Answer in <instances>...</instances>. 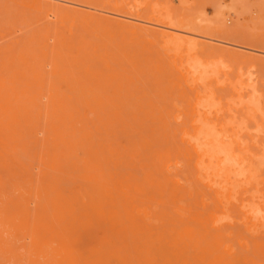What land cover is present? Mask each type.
I'll list each match as a JSON object with an SVG mask.
<instances>
[{
    "label": "rangeland",
    "instance_id": "obj_1",
    "mask_svg": "<svg viewBox=\"0 0 264 264\" xmlns=\"http://www.w3.org/2000/svg\"><path fill=\"white\" fill-rule=\"evenodd\" d=\"M0 264H264V0H0Z\"/></svg>",
    "mask_w": 264,
    "mask_h": 264
},
{
    "label": "bare ground",
    "instance_id": "obj_2",
    "mask_svg": "<svg viewBox=\"0 0 264 264\" xmlns=\"http://www.w3.org/2000/svg\"><path fill=\"white\" fill-rule=\"evenodd\" d=\"M76 4V3H75ZM68 6V5H67ZM84 6V5H83ZM117 16V15H116ZM124 17H126V16H124ZM122 18V17H121ZM131 19H133L132 17H131ZM141 21V20H140ZM150 24V23H149ZM161 26V25H160ZM170 30V32H165V35L166 36H168V34H171V32H172V34L173 33H175V32H177V34H178V31H176V28H174V30H172L171 31V29H169ZM164 32V31H163ZM168 33V34H167ZM184 34H186V33H184ZM195 34V33H194ZM174 36V37H173ZM177 36H179V37H181L180 35H177ZM177 36L175 35V34H173L172 36L171 35H169L168 37H170V38H173V39H175V38H177ZM190 36H193V35H189L188 37V39H189V41L192 43V44H198V41H196L197 40V37H199V38H201L200 36L201 35H199V36H194V37H196V38H194V37H192V39H191V37ZM202 37H203V35H202ZM205 37V36H204ZM209 38V37H208ZM206 39H207V36H206ZM214 40V39H213ZM221 41V40H220ZM225 43V42H224ZM226 44V43H225ZM230 44V43H229ZM232 45V44H231ZM237 46V45H236ZM241 48V47H240ZM43 134V133H42ZM58 140V139H57ZM154 153V152H153ZM87 164V163H86ZM109 180V179H108ZM117 180V179H116ZM110 181H112V180H110ZM97 183V182H96ZM95 183V184H96ZM104 184V183H103ZM115 196V195H114ZM90 201H91V199H90ZM34 204V203H33ZM94 209V208H93ZM148 218V217H147ZM227 219V218H226ZM230 219V218H229ZM154 220V219H153ZM155 221V220H154ZM155 223V222H154ZM168 225V224H167ZM169 226V225H168ZM172 226V225H171ZM80 252V251H79ZM213 254V253H212ZM79 255V258H81V259H83L82 258V256L80 255V254H78ZM231 257V256H230ZM184 258V257H183ZM160 259V258H159ZM82 261V260H81Z\"/></svg>",
    "mask_w": 264,
    "mask_h": 264
}]
</instances>
